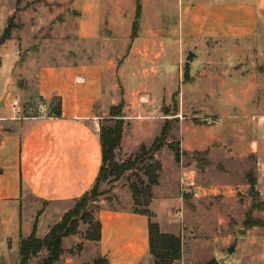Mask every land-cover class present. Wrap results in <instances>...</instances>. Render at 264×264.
<instances>
[{"label":"rangeland","instance_id":"rangeland-1","mask_svg":"<svg viewBox=\"0 0 264 264\" xmlns=\"http://www.w3.org/2000/svg\"><path fill=\"white\" fill-rule=\"evenodd\" d=\"M138 1L143 14L133 32ZM183 6L182 0H0V35L12 15L16 25L0 46V98H18L20 116L57 111L58 97H41L23 76L31 57L79 60L99 70L95 86L103 88L107 108L100 123L123 102L119 161L142 154L165 121L170 130L155 153L162 169L150 201L135 198L127 179L137 173L147 181L149 161L138 160V168L101 182L104 192L87 208L94 221L101 223L106 207L158 222L182 238L183 260L174 264H264V40L192 38L188 23L180 24ZM171 145L180 148L179 159ZM89 226L79 220L55 264H94L98 248L85 237ZM136 242L149 246L141 262L154 264L148 232ZM46 255L41 250L30 264ZM15 257L10 251L0 263Z\"/></svg>","mask_w":264,"mask_h":264},{"label":"crops","instance_id":"crops-1","mask_svg":"<svg viewBox=\"0 0 264 264\" xmlns=\"http://www.w3.org/2000/svg\"><path fill=\"white\" fill-rule=\"evenodd\" d=\"M120 1L124 5L125 0ZM182 5L180 24L188 23L192 38L264 40V0H182ZM30 63L32 69L26 64L23 76L41 97H58L60 114L47 115L41 109L20 116V109L14 113L5 95L0 98H4L0 106V259L16 252L9 264L19 263L22 238L34 229L38 237H44L71 202L91 190L103 162L99 120L107 108L103 88L95 86L99 70L79 60L56 63L31 57ZM79 76L85 83H77ZM90 81L94 84L88 85ZM29 91L25 88L20 93L25 96ZM99 218L102 228L100 240L95 241L96 258H107L108 264H152L149 258L141 262L148 244L136 247V238L143 235L146 241L148 232L149 239L144 215L105 207Z\"/></svg>","mask_w":264,"mask_h":264},{"label":"trees","instance_id":"trees-1","mask_svg":"<svg viewBox=\"0 0 264 264\" xmlns=\"http://www.w3.org/2000/svg\"><path fill=\"white\" fill-rule=\"evenodd\" d=\"M142 15V5L137 2L135 19L133 22V32L138 27ZM16 25L13 23V15L10 17L8 24L0 35V46L11 37L13 29ZM60 103V102H59ZM59 106V105H58ZM123 102L118 105H113L110 109L109 117H106L107 122H102L100 126V139L102 144V166L99 174L96 177L95 184L90 191L84 193L75 205L64 213L61 220L54 224L49 232L43 237H37L35 229L28 237L22 238L20 242L21 259L18 264H27L29 259L45 249L47 255L42 258L38 264H53L63 253V238L70 234L78 232V222L82 220L89 223L90 226L86 231V238L98 241L101 238V223L99 220L94 221L91 211H88L90 201H96L102 194L100 184L109 176H113L116 180L126 174L132 168H138V160L149 161L145 162L144 172L147 175L145 181L139 174L130 173L127 176L130 189L135 198L139 196H148L147 202L150 201L153 194V187L159 182V172L162 169V164L155 158V153L166 144V137L169 134L170 124L165 121L164 126L159 136H157L152 144L141 148L140 155L135 158H127L123 161L117 159V149L121 145L123 136L124 118L122 114ZM57 115L60 111L57 110ZM111 121H108L110 120ZM175 150V157L179 159L181 155L178 146L171 145ZM132 174L137 176V179L132 178ZM36 228V227H35ZM149 244L151 253L154 256V264H174L182 257V238L180 235L171 232H164L156 221L149 220ZM94 264H108L104 257L95 259ZM206 264H213L209 261Z\"/></svg>","mask_w":264,"mask_h":264},{"label":"built area","instance_id":"built-area-1","mask_svg":"<svg viewBox=\"0 0 264 264\" xmlns=\"http://www.w3.org/2000/svg\"><path fill=\"white\" fill-rule=\"evenodd\" d=\"M10 105H11V107H12V109H13V112H14V113H17V111H18L17 108H18V105H19V100H18V98H15V97H14V99L11 100Z\"/></svg>","mask_w":264,"mask_h":264},{"label":"water","instance_id":"water-1","mask_svg":"<svg viewBox=\"0 0 264 264\" xmlns=\"http://www.w3.org/2000/svg\"><path fill=\"white\" fill-rule=\"evenodd\" d=\"M198 122H201V121H198ZM241 232L244 233V231L241 229ZM107 259V258H106Z\"/></svg>","mask_w":264,"mask_h":264}]
</instances>
